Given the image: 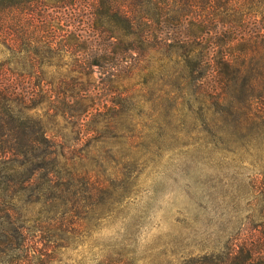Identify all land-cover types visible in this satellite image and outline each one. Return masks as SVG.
I'll list each match as a JSON object with an SVG mask.
<instances>
[{
  "label": "trees",
  "instance_id": "1",
  "mask_svg": "<svg viewBox=\"0 0 264 264\" xmlns=\"http://www.w3.org/2000/svg\"><path fill=\"white\" fill-rule=\"evenodd\" d=\"M0 48V264H67L62 252L113 199L54 170L73 151L60 121L76 140L98 133L107 85L139 78L149 110H196L192 124L224 150L264 143V0H0ZM252 257L242 244L191 264Z\"/></svg>",
  "mask_w": 264,
  "mask_h": 264
},
{
  "label": "rangeland",
  "instance_id": "2",
  "mask_svg": "<svg viewBox=\"0 0 264 264\" xmlns=\"http://www.w3.org/2000/svg\"><path fill=\"white\" fill-rule=\"evenodd\" d=\"M93 78L104 85L109 75L101 70ZM138 80L126 78L118 88L127 97L122 106L110 102L111 86L99 90L101 114L90 124L98 133L76 140L72 124L60 121L73 151L54 170L77 172L80 186L113 193L100 217L86 222L82 243L62 258L67 264H191L223 260L247 244L251 264H264V143L224 150L192 124L196 110H149L148 96L131 88Z\"/></svg>",
  "mask_w": 264,
  "mask_h": 264
}]
</instances>
